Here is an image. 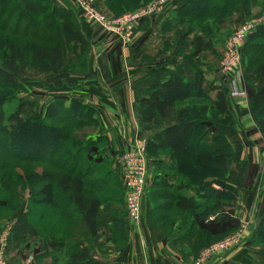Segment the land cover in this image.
I'll return each instance as SVG.
<instances>
[{
  "label": "trees",
  "instance_id": "obj_1",
  "mask_svg": "<svg viewBox=\"0 0 264 264\" xmlns=\"http://www.w3.org/2000/svg\"><path fill=\"white\" fill-rule=\"evenodd\" d=\"M182 2L175 20L203 35L195 37L188 57L192 60L216 44L203 39L216 38L220 25L245 9L249 0ZM91 45L71 9L50 0H0V62L7 67L58 74L66 66L68 48L81 55L79 66L84 68L81 61ZM244 49L253 72L264 77V30L251 34ZM19 89L17 81L0 70V219H10L28 202L37 233L57 247L51 264H106L92 257L85 241L98 239L106 222L118 235L119 249L126 248V215L113 208L119 203L116 197L125 192L108 154L107 137L88 133L102 128L98 111L80 102L55 100L44 116L24 120L22 114L33 104L23 101L6 116L4 106ZM251 100L255 124L264 135V86ZM227 112L228 98L221 88L210 84L205 90L201 75L190 79L175 71L155 83L136 109L142 126L148 131L157 127L146 138L147 156L155 164L145 194L150 222L162 230L165 242L188 241L194 259L238 229V222L222 213L238 192L225 181L232 146L216 122ZM179 155L182 160L175 162ZM163 156L171 163L162 161ZM184 190L192 195L187 197ZM256 237L264 253V217Z\"/></svg>",
  "mask_w": 264,
  "mask_h": 264
},
{
  "label": "crops",
  "instance_id": "obj_2",
  "mask_svg": "<svg viewBox=\"0 0 264 264\" xmlns=\"http://www.w3.org/2000/svg\"><path fill=\"white\" fill-rule=\"evenodd\" d=\"M151 1L96 0V3L103 14L115 16L142 9ZM54 3L60 8L73 10L62 0H55ZM112 4L115 6L112 7ZM182 6V0H178L164 6L154 16L139 20L133 43L127 46L112 37L106 38L109 35L98 26L82 20V31L92 44L88 75H72L71 79H66L70 83H66L63 75L69 73V66L64 67L55 74L58 83L47 101H75L97 109L102 128L88 133L107 137L108 154L111 156V151L115 152L112 156L115 171V159L130 145L131 137L139 129L136 108L141 100L148 98V90L155 83L168 79L175 71L190 79L201 75L205 90H209L210 84L225 90L228 112L217 121L226 131L233 148L225 181L242 192L241 203L249 218L246 230L249 236L208 264H264V253L256 241L257 228L264 217V136L255 124L251 100L257 89L264 86V77L260 74L247 77L242 70L244 84L239 93L243 95L229 96V78L222 72L220 60L225 42L243 20V15L236 13L220 25L216 38H204L205 44L211 41L216 44L203 49L190 60L188 57L193 52L195 37L203 35L197 30L189 31L187 25H179L175 20ZM170 21H174L173 25H169ZM72 60L75 62L74 54ZM162 158L164 161V156ZM152 164L154 170L155 164ZM152 181L150 171L149 185ZM183 193L187 197L192 195L186 190ZM147 198L148 195L143 204L142 228H139V234L134 233L135 238L131 239L129 246L115 254L114 245L100 241L94 245L92 257L106 264H194V257L188 253V241L165 242L162 230L152 226ZM27 205L28 202H25L22 209L10 218L8 225H0V239L2 235L6 236V251L11 264H18L28 256L34 258L32 264H49L57 247L41 236L42 233H37ZM184 232L176 233L175 238H180Z\"/></svg>",
  "mask_w": 264,
  "mask_h": 264
},
{
  "label": "built area",
  "instance_id": "obj_3",
  "mask_svg": "<svg viewBox=\"0 0 264 264\" xmlns=\"http://www.w3.org/2000/svg\"><path fill=\"white\" fill-rule=\"evenodd\" d=\"M178 0H152L146 7L134 13H126L121 16H107L97 7L96 0H76L79 9L83 12L86 21L97 24L103 32L118 39L121 45H130L134 40L136 24L139 20L152 17L161 12L167 4ZM264 30V15L254 22H243L237 26L234 32L228 37L220 68L228 76L230 86L237 85L239 80L238 68L241 62L242 47L251 34ZM243 95L234 92L231 96ZM147 139L140 137L130 143V145L115 159V171L123 181L124 204L129 222L141 226L143 204L146 189L150 178V167L152 160L146 152ZM6 236L0 239V264H10L7 256ZM243 239V233L238 232L228 238L218 241L203 249L194 264H207L216 256L232 250L238 246ZM34 258H27L19 264H32Z\"/></svg>",
  "mask_w": 264,
  "mask_h": 264
},
{
  "label": "rangeland",
  "instance_id": "obj_4",
  "mask_svg": "<svg viewBox=\"0 0 264 264\" xmlns=\"http://www.w3.org/2000/svg\"><path fill=\"white\" fill-rule=\"evenodd\" d=\"M50 1L52 3H54L55 0H50ZM62 1H64L66 4L70 5L73 8V11L77 14V16H79L80 21L83 20L84 22H88V21H86L84 19L83 12L81 11V9H79L76 0H62ZM136 11H138V10L127 12V13H134ZM236 13L243 15V20L238 25H240L243 22L244 23L245 22H247V23L254 22L255 20H258L261 16H263L261 14H264V0H249L246 8L245 9H241V10H239ZM236 13H234V14H236ZM124 14H126V13H124ZM88 23H90V22H88ZM94 25L98 26L97 24H94ZM237 26H236V28H237ZM99 29L101 30L100 27H99ZM106 35H108V34H106ZM105 37L106 38H109V37L111 38L112 37V38H114V40L116 42H118V39L113 37V36L109 35V36H105ZM226 42H225V45H226ZM246 42H245V44L242 47L241 62H240V66L238 68L239 80L237 81V85L231 87L230 84H229V88H230V90L232 92L239 93V91L241 90L240 88H242L241 86H243V84H244V76H243V71L242 70L245 71V74L247 75V77H249L250 75H252V77H253V75H256V73L253 72V70H252V68L250 66V62L248 60L247 54L244 51ZM225 45H224L223 48H225ZM91 49H92V45L90 47V52H91ZM90 52L87 54L85 60L81 61V63H85L84 68H82V67L79 66L80 65L79 59H80L81 55H77L74 52H72L71 50H69L68 48H66V51H65L66 66L65 67L69 66V68H68L69 73L66 74V75H63V79L64 80L71 79L72 75L73 76H84V77H86L88 75L89 64H90V59H89L90 58ZM73 54H74V60H75L76 63L73 62V60H72V55ZM70 56H71V58H70ZM221 58H222V56H221ZM74 66L77 69V71H75L73 69ZM0 70L4 71V73H6L9 76L13 77L17 81L19 86H20V89L18 90L17 94L12 99H10V101H8L5 104V106H4L5 115L9 116V115L13 114L17 110V108L19 107L21 102L29 101V102H32L33 107H28L24 111V113L22 114V117L24 118V120L32 119V118H34L36 116H39V117L40 116H44L45 108L49 105V102L47 101V99L50 97V92L54 93L53 89L55 88L56 83H58L56 81L55 74L46 75V74H43L40 71L30 70V69H28L26 67H21V66H18L16 68H10V67L5 66L1 62H0ZM65 82L66 83H70L67 80ZM223 91L225 92V90H223ZM231 91L228 94L229 96H231V94H232ZM136 118H137V116H136ZM137 121H138V118H137ZM138 127H139V129L136 130L135 134L131 137L132 140L130 139L131 142H133L136 139H140V137L147 138V136L149 134H151L152 131L154 132L157 129V127H156V128H153L152 130L148 131V129H147L148 127L145 128L144 126H142V124L139 121H138ZM232 152H233V148H232ZM111 154H112V156H114L115 152L111 151ZM26 155H28V154L26 153ZM181 158L182 157L179 155L175 159L176 160L175 162H177V160H182ZM168 160L169 159L166 158V159H164V162L165 163H171V161L169 160V162H168ZM172 162H173V160H172ZM175 162L172 163V164H175ZM193 164L199 165L200 163L198 164L197 161L194 160ZM200 166H201V164L199 165V167ZM181 180H182V177H178V181H181ZM183 181H184V179H183ZM230 186H232L235 189H237V191H238L237 192V196H235V200L234 201H231L230 203H227L225 205V207L222 210V213L226 214L231 219H233L234 221L238 222V229L235 230L233 233L225 236V238H228V237H230V236H232V235H234V234H236L238 232H242L243 233V239L242 240H246L245 238H247L249 236V233L246 231L248 229L249 221H247V220L249 218L247 217L246 213L244 212V209H243L244 207L242 206V203H241L242 192H241V190H239V188H237V187H235L233 185H230ZM148 191H149V188H148ZM116 198H118V202L119 203L118 204H114L113 208L114 209L117 208L119 210L124 211L125 215H126V218H125V221H126L125 222V228L126 229H125V232H124V235H125L124 239H126L125 241H126V248H127L129 246V244H130L131 239L135 238L134 237L135 236L134 233L135 232L137 233L139 231L140 227L142 228V224H141V226H137L136 224H133V223L129 222V220H127V213H126L125 204H124V196L120 195V196H117ZM243 221H245V222H243ZM9 223H10V219H7L5 217L0 219V225H8ZM101 224H102L101 225V235L99 236V238L96 239V240H91V239L88 240L87 239L85 241V244L87 246H89L91 248V250H92L94 245H96L100 241H105V242H107V243H109L111 245H114L113 248L116 249L115 254H117V252H119V251H121V252L124 251L126 248L123 249V250L119 249L120 245L117 242L118 241L117 233L114 234L112 232L110 226H108L106 222H103ZM139 233L140 232H138V234ZM225 238H223V239H225ZM124 239L121 236V242ZM6 243L7 242H5L4 245H7ZM113 248H111L112 251H113ZM30 257L33 258L32 256H28V257L24 258L23 260H21L19 263H21L22 261H24L25 259L30 258ZM218 257H219V255L214 257L210 261H212V260H214V259H216ZM195 260H196V258H195ZM49 263L50 264L52 263L51 260L49 261Z\"/></svg>",
  "mask_w": 264,
  "mask_h": 264
}]
</instances>
